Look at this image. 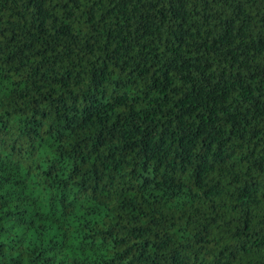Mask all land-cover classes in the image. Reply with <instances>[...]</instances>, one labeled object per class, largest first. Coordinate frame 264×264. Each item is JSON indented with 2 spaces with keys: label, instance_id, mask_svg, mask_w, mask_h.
Segmentation results:
<instances>
[{
  "label": "trees",
  "instance_id": "obj_1",
  "mask_svg": "<svg viewBox=\"0 0 264 264\" xmlns=\"http://www.w3.org/2000/svg\"><path fill=\"white\" fill-rule=\"evenodd\" d=\"M0 264H264V0H0Z\"/></svg>",
  "mask_w": 264,
  "mask_h": 264
}]
</instances>
